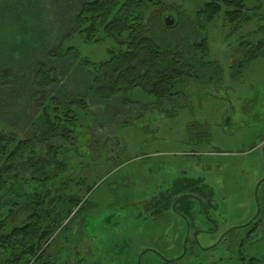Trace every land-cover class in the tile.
<instances>
[{
  "label": "rangeland",
  "instance_id": "obj_1",
  "mask_svg": "<svg viewBox=\"0 0 264 264\" xmlns=\"http://www.w3.org/2000/svg\"><path fill=\"white\" fill-rule=\"evenodd\" d=\"M19 1L0 0V15ZM205 1L166 0L194 21L196 9ZM260 4L261 0H252L248 4L250 12ZM168 16L176 25L178 17L174 13L166 14L164 24ZM237 28L225 19L224 13L207 27L210 56L206 62L218 67L216 80L179 82L176 92L188 103L181 111L177 107L169 109L170 114H177L175 117L162 113L158 100L135 89L128 97L147 108L127 107L126 111L135 116L141 111L148 110L147 113L116 130L109 124L107 131L113 133L117 143L98 146L92 142L90 116L83 112L79 139L67 157L63 155L67 167L63 175L54 182L35 185L31 176L22 174L24 182L15 185L14 190L24 184L28 198L19 202L16 194L22 193L21 189L13 191L12 196L1 195L2 219L8 215V199L24 204L34 199L38 188L40 199L45 200L49 197L44 198L45 192L51 189L45 207L57 213L73 207L72 213L83 209L89 223L86 237L94 240L89 248L95 260H102L99 264H137L145 250L172 260L170 264H197L206 255L204 251L195 250L194 256L178 259L189 221L191 233L196 230L193 236L200 232L196 241L203 250L234 230L220 247L212 249L206 264H250L252 259H263L264 219L252 238H247L248 230L237 229L249 224L259 210L264 218V183L256 196L257 186L264 179V148H260L264 144V9L254 20L252 17ZM72 45L94 62L108 59L112 47L110 43L87 45L80 37L70 42ZM101 108L93 106L92 110L98 112ZM7 117L17 122L10 113ZM9 130L0 116V132ZM105 136L98 137L102 140ZM71 198L77 202L70 205ZM179 199L175 212L173 206ZM201 200L208 207L202 221L199 210L191 213L201 208ZM31 212L28 209L9 218L10 225L27 222ZM70 216L66 222L58 219L60 223H50V229L56 232L43 246L46 255L58 264L77 254L73 252L77 243L72 237L78 229L71 230L77 219L72 221ZM213 229L212 234L202 232ZM188 242L193 247L192 234ZM155 253L148 252L143 261L151 258L161 264ZM6 255L0 250V264H4Z\"/></svg>",
  "mask_w": 264,
  "mask_h": 264
},
{
  "label": "trees",
  "instance_id": "obj_2",
  "mask_svg": "<svg viewBox=\"0 0 264 264\" xmlns=\"http://www.w3.org/2000/svg\"><path fill=\"white\" fill-rule=\"evenodd\" d=\"M251 1L206 0L196 9L195 21L166 0H20L4 9L0 15V116L10 130L0 132V196H12L21 189L16 197L24 202L28 198L24 184L14 190L24 182L22 174L31 176L35 185L63 175L67 168L63 159L79 139L83 112L90 116L92 142L98 146L117 143L107 131L109 124L116 130L147 113L135 116L126 111L127 107L144 108L128 97L135 89L158 100L161 112L175 117L169 109L181 111L188 103L176 92L179 82L216 80L218 67L206 62L210 56L207 27L222 13L238 28L254 20L264 9V0L252 13ZM167 13L178 17L173 28L164 24ZM77 37L87 45L112 44L108 59L94 62L76 46H69ZM99 105L102 108L94 112L92 107ZM9 113L17 122L7 117ZM101 135L107 137L100 140ZM39 192L36 188L34 199L24 204L8 199L5 205L8 215L0 216V250L7 254L4 264H58L43 246L56 232L50 223L66 222L74 207L57 213L44 205L53 191L45 192L44 198L49 196L45 200ZM72 202L77 200L71 198ZM28 209L32 212L27 222L10 225L9 218ZM263 219L260 216L249 226L247 238L259 230ZM192 243L193 247L188 242L182 259L198 250L206 255L197 264L208 263L214 250H203L193 236ZM183 252L184 248L180 257ZM150 259L143 264H155ZM250 264H264V258L252 259Z\"/></svg>",
  "mask_w": 264,
  "mask_h": 264
},
{
  "label": "flooded vegetation",
  "instance_id": "obj_3",
  "mask_svg": "<svg viewBox=\"0 0 264 264\" xmlns=\"http://www.w3.org/2000/svg\"><path fill=\"white\" fill-rule=\"evenodd\" d=\"M206 140V139H205ZM264 148V144L260 147V148ZM264 183V179L258 184V186H257V191H256V196L258 195V190H259V188H260V186L262 185ZM179 204V203H178ZM177 204V205H178ZM200 205H201V208H194V209H192L191 210V213L192 212H194V211H197V210H199L203 215H205V213L207 212V209H208V207H207V204L204 202V201H200ZM176 211H177V207H176ZM261 213H262V211L261 210H259L258 211V213H257V215L251 220V222L249 223V224H247L246 226H244V227H241V228H239V230H248V229H250L249 228V226L252 224V223H254L260 216H261ZM79 216L81 217L80 219L81 220H83L84 219V221H82L83 222V225L81 226V228H78V223L81 221V220H79ZM77 219V222H75V223H73V227H72V231L73 230H75V229H78V231H77V233H76V231H75V234H73L74 236L72 237L73 238V241H76V243H77V245H75V250L73 251V252H75V254H76V256H74V258H72V259H68V258H66L65 260H64V262H63V264H82V262H87L88 264H96V262H97V264H99L100 263V261H102L101 259H99V258H97L96 260H95V256H94V254L92 253V250H91V248H89V246L91 245V246H93V244H94V240H91V238H90V236L88 235V237H86V226H88V222H87V220H86V218L84 217V214H83V209L82 210H79V209H76L75 210V212L72 214V221H75ZM188 222V221H187ZM188 229H190V224L188 223ZM238 230V229H237ZM196 231V230H195ZM195 231H193L192 233H191V229H190V232H189V237H190V235L192 234V236H193V233L195 232ZM214 229L213 230H210V231H203L202 230V232H205V233H209V234H212V233H214ZM234 230H232V231H230V233L229 234H226V233H224V234H222L221 236H220V238H219V241H220V239L223 237V239H222V241L227 237V236H230V235H232V232H233ZM187 232H188V230H187ZM229 232V231H228ZM84 235V236H83ZM186 236H187V233H186ZM186 236H185V240H186ZM194 237V236H193ZM195 238V237H194ZM188 240H189V238H188ZM196 240V239H195ZM218 241V242H219ZM221 241V242H222ZM217 242V243H218ZM220 242V243H221ZM219 243V244H220ZM87 244V245H86ZM80 245V246H79ZM80 247V248H79ZM217 247V246H216ZM187 248H188V241H187ZM79 250V251H78ZM207 251V250H206ZM148 252H152L153 254L155 253V252H153V251H151V250H145L144 252H142V257H141V264H143V260H144V256H145V254H147ZM140 255V256H141ZM155 255L156 256H158V258L161 260V264L163 263V264H170V263H172L171 261L172 260H168V259H165L164 260V258L162 257V256H160V255H158L157 253H155ZM187 255V254H186ZM185 255V256H186ZM94 256V257H93ZM140 256H139V258H140ZM184 256V257H185ZM54 259V258H53ZM56 261V260H55ZM138 261H139V259H138ZM154 261V260H153ZM102 264H106L105 262H103ZM138 264V263H137ZM155 264H158V263H155Z\"/></svg>",
  "mask_w": 264,
  "mask_h": 264
},
{
  "label": "water",
  "instance_id": "obj_4",
  "mask_svg": "<svg viewBox=\"0 0 264 264\" xmlns=\"http://www.w3.org/2000/svg\"><path fill=\"white\" fill-rule=\"evenodd\" d=\"M165 25H166V27H168V28H172V27H174V25H175V20L173 19V17L168 16V17L165 19ZM180 201H181V199L177 200V201L175 202L174 206H173V210H174L175 212H176L177 204H178ZM189 232H190V229H188V232H187V236H186V240H185V244H184V252H183V255H182L181 257L178 258L179 260L182 259V258L187 254V251H188V248H187V241H188V238H189ZM229 233H230V231L227 232L226 234H229ZM198 234H200V232H196V233L194 234V237H195L196 240H198V237H197ZM223 237H224V236H223ZM223 237L220 239V241H219L216 245H214L213 247L207 248V249H205V250L208 251V250L213 249V248H215L216 246H218L219 243L222 241ZM197 242H198V241H197ZM143 254H144V253H143ZM143 254H142V255H143ZM142 255H141L140 258H139L138 264H141V257H142Z\"/></svg>",
  "mask_w": 264,
  "mask_h": 264
}]
</instances>
